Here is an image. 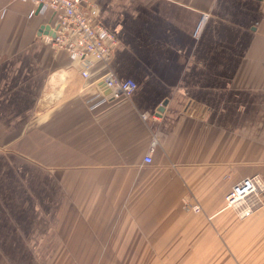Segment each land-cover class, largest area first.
<instances>
[{"label": "crops", "instance_id": "1", "mask_svg": "<svg viewBox=\"0 0 264 264\" xmlns=\"http://www.w3.org/2000/svg\"><path fill=\"white\" fill-rule=\"evenodd\" d=\"M97 5L117 45L83 79L43 40L45 9L0 0V264L141 257L149 242L167 264H264V205L239 219L224 203L264 180V0ZM107 70L135 89L91 110Z\"/></svg>", "mask_w": 264, "mask_h": 264}, {"label": "built area", "instance_id": "2", "mask_svg": "<svg viewBox=\"0 0 264 264\" xmlns=\"http://www.w3.org/2000/svg\"><path fill=\"white\" fill-rule=\"evenodd\" d=\"M12 2L28 3L34 7H41L48 12L47 32L42 27L43 40L55 51L72 57L78 64L80 75L88 79L97 65H107L113 56L117 45L116 37L98 20V0H9ZM151 1V0H144ZM204 16L198 23L194 36L201 28ZM99 94L88 102L89 109L93 110L101 104L121 97H129L135 89L132 80H118L114 74L107 70L98 80ZM108 91V94L104 92ZM158 141L153 138L150 142V151L144 156L143 162L151 163V151ZM258 180V179H257ZM256 178H247L233 187L229 199L231 204L237 206L241 200L254 196L261 190L262 183ZM264 189V187H263ZM249 203L244 208L243 216L251 213ZM195 205V206H192ZM190 202L185 208L194 213L200 212L199 206ZM246 209V210H245Z\"/></svg>", "mask_w": 264, "mask_h": 264}, {"label": "rangeland", "instance_id": "3", "mask_svg": "<svg viewBox=\"0 0 264 264\" xmlns=\"http://www.w3.org/2000/svg\"><path fill=\"white\" fill-rule=\"evenodd\" d=\"M247 178H256V180L258 179L260 183H262L263 187H264V180L262 177L255 175V176H251V177H244L242 179H240L237 183H235L230 190L228 191V193L226 194V196L224 197V203H225V209H228L230 211H232L234 213V215L236 217H238L239 219H245L248 216L252 215L254 212H256L257 210L261 209L264 205V189L263 187L261 188V190H257L254 194L253 197L249 198V199H244L241 200L237 206H233L231 204V199H229L230 193L233 190V187L235 185H237L238 183L243 182L245 179ZM257 180V181H258ZM194 201V202H192ZM185 202H190L191 204L194 203L197 206H199L200 208V212L198 213H194L193 214H200L202 213V208L201 206L197 203V201L195 199H186ZM249 203H252V207H251V213L247 214L245 216H243V212H244V208L245 206H247ZM246 210V209H245ZM80 215V214H79ZM141 247H139L138 249H140V251L138 252L140 255L142 253V256H137V257H111V258H100V259H85L88 261V264H167V258L164 257H155L152 258V249H154V242H149V243H141L140 244ZM67 264H70V259H67Z\"/></svg>", "mask_w": 264, "mask_h": 264}, {"label": "water", "instance_id": "4", "mask_svg": "<svg viewBox=\"0 0 264 264\" xmlns=\"http://www.w3.org/2000/svg\"><path fill=\"white\" fill-rule=\"evenodd\" d=\"M42 29V28H41ZM49 29V27L48 26H45L44 27V30L47 32V30ZM45 32V33H46ZM104 94H108V91H106V92H104ZM162 110V107L159 109V111H161Z\"/></svg>", "mask_w": 264, "mask_h": 264}, {"label": "bare ground", "instance_id": "5", "mask_svg": "<svg viewBox=\"0 0 264 264\" xmlns=\"http://www.w3.org/2000/svg\"><path fill=\"white\" fill-rule=\"evenodd\" d=\"M192 205V204H191ZM192 206H195V205H192Z\"/></svg>", "mask_w": 264, "mask_h": 264}]
</instances>
